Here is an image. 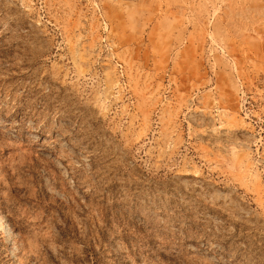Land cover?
<instances>
[{
  "label": "rangeland",
  "instance_id": "obj_1",
  "mask_svg": "<svg viewBox=\"0 0 264 264\" xmlns=\"http://www.w3.org/2000/svg\"><path fill=\"white\" fill-rule=\"evenodd\" d=\"M0 218V264H264V0H0Z\"/></svg>",
  "mask_w": 264,
  "mask_h": 264
},
{
  "label": "bare ground",
  "instance_id": "obj_2",
  "mask_svg": "<svg viewBox=\"0 0 264 264\" xmlns=\"http://www.w3.org/2000/svg\"><path fill=\"white\" fill-rule=\"evenodd\" d=\"M0 229L6 234V236H8V238H10L12 236V233H14L9 228V226L2 221V218H0ZM9 241H11V240H9Z\"/></svg>",
  "mask_w": 264,
  "mask_h": 264
}]
</instances>
